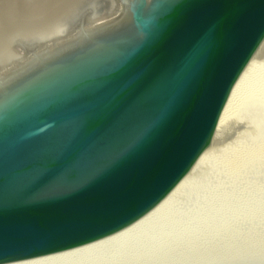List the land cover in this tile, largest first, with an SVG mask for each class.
<instances>
[{"label":"water","instance_id":"water-1","mask_svg":"<svg viewBox=\"0 0 264 264\" xmlns=\"http://www.w3.org/2000/svg\"><path fill=\"white\" fill-rule=\"evenodd\" d=\"M41 1L0 0V264L147 219L264 37V0H62L43 34Z\"/></svg>","mask_w":264,"mask_h":264},{"label":"bare ground","instance_id":"bare-ground-1","mask_svg":"<svg viewBox=\"0 0 264 264\" xmlns=\"http://www.w3.org/2000/svg\"><path fill=\"white\" fill-rule=\"evenodd\" d=\"M62 5V0H44L35 4L29 13L28 30L41 34L55 33L60 28V21L55 17L61 15ZM10 44L8 38L0 41V51L12 54ZM263 49L264 37L232 85L209 143L194 160L179 187L172 189L161 205L152 206L147 219L138 220L132 227L109 235L98 244L42 260L11 264H264V232L256 233L254 230L239 242L238 237L233 235L239 232L232 227L241 219L254 218L256 222L257 218H264V193L257 194L253 188L239 193L234 187L217 192H212V188V191L208 188L196 189L199 181L209 178L210 175L204 173L206 165H202L210 159V150L221 139L231 117L235 116L239 102L246 96V89L259 87V82L252 84L251 73ZM260 84L264 87V82ZM239 157L229 164V177L233 179L238 177L236 172L246 166H257L258 162L264 164V155L255 154L247 157L246 161ZM217 178L212 177L220 179ZM214 185L216 187L217 184Z\"/></svg>","mask_w":264,"mask_h":264},{"label":"rangeland","instance_id":"rangeland-1","mask_svg":"<svg viewBox=\"0 0 264 264\" xmlns=\"http://www.w3.org/2000/svg\"><path fill=\"white\" fill-rule=\"evenodd\" d=\"M259 59V61L256 62V67H254L255 69H253L251 73V75L253 76V78L251 79V81L253 82L252 84L259 82V87L258 85H256V87H254L253 89H246V96H243L237 106V109L235 110V116H232L230 121L226 125L225 129L227 131L224 129L226 133L223 132V138L221 137V139L215 144L212 140V144H214V146L211 144V147L213 146V149L210 150L212 152V155L210 159L206 161V164L203 163L204 165H202L204 167L206 165L205 169L203 167L204 171H206L203 172L207 176H210L205 181L203 180V182L199 181V183H197L196 189L198 190L208 188L209 191L213 190L212 192H217L219 189L228 191L231 190L230 188L233 189L234 187L235 190L238 189V193L240 191H249L253 189L257 194L264 193V164L260 162H258L257 166L254 164V166H256L257 168H254L253 165H250V167L252 166L251 168L246 166L245 168L238 170V173L236 172L238 177L235 179L229 177V175H231L229 174L231 169L229 167V164L238 156H240V159L243 158L242 160L246 161L247 157H250L252 155H264V93H262L264 87L262 84H260V82H264V52L261 53ZM257 88L261 92V95ZM251 95H253V97H249ZM220 174H223V176L221 177ZM251 174H253L254 176ZM212 177H218L220 179L216 180L212 179ZM223 177L225 178V180ZM226 180L228 181V183ZM224 181H226L227 184ZM213 183L217 184L218 186L216 185L215 187ZM210 188H212V190H210ZM252 222H255L254 218H245L238 220L237 223L233 224L232 227H235V229L239 232V234L235 233L233 235L238 237L239 242L241 240H245L244 238L246 237V235L250 234L254 230V232L257 231L256 233H262L261 231L264 232V218H257L255 223ZM259 240L262 241L263 238L259 237Z\"/></svg>","mask_w":264,"mask_h":264}]
</instances>
